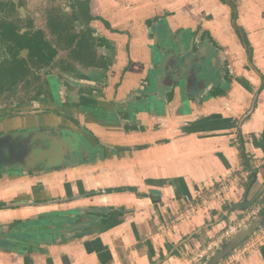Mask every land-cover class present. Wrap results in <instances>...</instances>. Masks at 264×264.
Returning a JSON list of instances; mask_svg holds the SVG:
<instances>
[{
    "label": "crops",
    "instance_id": "obj_1",
    "mask_svg": "<svg viewBox=\"0 0 264 264\" xmlns=\"http://www.w3.org/2000/svg\"><path fill=\"white\" fill-rule=\"evenodd\" d=\"M231 1L235 21L220 0H90L91 16L110 26L91 24L110 46L98 54L110 57L111 83L107 100L98 98L84 123L105 158L0 180V206L13 208L0 210V264H192L212 239L264 202L263 194L246 211L233 210L264 187V0ZM158 44L165 62L188 49L192 67L179 70L184 84L168 88L160 80L161 93L173 100L156 97L160 113L150 118L147 98L140 114L133 110ZM123 125L138 132L126 133ZM241 176L248 180L189 213L218 183ZM120 188L136 191L107 193ZM72 221L85 226L74 230ZM21 223L28 224L23 232L11 229ZM241 264H264V245Z\"/></svg>",
    "mask_w": 264,
    "mask_h": 264
},
{
    "label": "flooded vegetation",
    "instance_id": "obj_2",
    "mask_svg": "<svg viewBox=\"0 0 264 264\" xmlns=\"http://www.w3.org/2000/svg\"><path fill=\"white\" fill-rule=\"evenodd\" d=\"M81 1L84 0H0V138L34 131L84 135L78 129L86 127L84 122L99 108L91 92L97 85L105 87L111 83L105 78V74L109 77L111 61L108 55L98 54L99 50L110 49L106 47V39L91 27L93 21L100 19L85 20ZM233 26L234 30L238 27ZM207 38L218 47L210 36ZM152 51L151 68L141 81L144 87L145 80L153 78L151 88L144 87L138 102L146 100L145 94L149 91H155V99L160 91V80H164L160 78V70L163 75L167 62L160 59V45L153 46ZM181 51L188 54V49ZM186 54H175L171 62L178 73L192 67V58L187 60ZM132 63L130 61L126 72ZM225 64V72L229 73V66ZM172 73L177 74L175 70L170 73L174 76ZM100 74H104V78ZM227 76L230 79L229 74ZM117 84L116 88L122 83ZM214 93L215 97L222 95L219 91ZM147 106L150 118L159 113L150 104ZM87 131L97 140L91 129ZM124 131L138 132V128L125 125ZM7 206V203L0 206V210L13 209L5 208Z\"/></svg>",
    "mask_w": 264,
    "mask_h": 264
},
{
    "label": "water",
    "instance_id": "obj_3",
    "mask_svg": "<svg viewBox=\"0 0 264 264\" xmlns=\"http://www.w3.org/2000/svg\"><path fill=\"white\" fill-rule=\"evenodd\" d=\"M167 64L165 65L163 79L165 80V86L171 88L175 86V84L170 85L167 83V78H169L167 76L168 72H166ZM187 68L189 69V67ZM173 70H176L175 66H172V70L169 72H174ZM171 95L172 93L166 95V99H164L165 102L172 99ZM88 136H90V134L87 131L84 133V137L76 133L64 131H34V133L29 132L26 135H5L0 138V178L27 175L40 176L51 173L52 171L68 168L69 166L71 167L72 165L77 166L85 163H92L98 160V158L104 159L105 152L102 149V145L93 147L92 144H87L86 137ZM263 194L264 187L254 199L249 202L246 199L245 202L242 203L245 208L240 209L242 206L241 204L236 206L233 210L246 211L253 206ZM71 223L74 225L75 221ZM27 226L28 224L22 223L18 227L23 231ZM84 226L85 224H79L73 227H75L74 230H79ZM262 226H264V214L249 222L215 254L198 264H219L232 251L255 234ZM53 233L56 234L57 232L53 231Z\"/></svg>",
    "mask_w": 264,
    "mask_h": 264
},
{
    "label": "built area",
    "instance_id": "obj_4",
    "mask_svg": "<svg viewBox=\"0 0 264 264\" xmlns=\"http://www.w3.org/2000/svg\"><path fill=\"white\" fill-rule=\"evenodd\" d=\"M242 177V178H241ZM240 178L234 179V181L226 182L223 181L218 187L211 191L210 194L202 200L201 204L196 207H190L189 213L195 214L198 207L206 206L208 203L213 201L221 200L227 195L233 187V182L239 184L242 179L247 181V176H241ZM264 214V202L254 205L241 219L235 222L233 225H229L224 229L218 236L212 239L197 255L192 259V264H198L205 260L209 256L215 254L226 242L235 236L240 229L244 228L249 222L260 217ZM264 245V226H262L255 234L247 239L242 245L232 251L222 262L219 264H241L245 261L252 252L257 248Z\"/></svg>",
    "mask_w": 264,
    "mask_h": 264
},
{
    "label": "rangeland",
    "instance_id": "obj_5",
    "mask_svg": "<svg viewBox=\"0 0 264 264\" xmlns=\"http://www.w3.org/2000/svg\"><path fill=\"white\" fill-rule=\"evenodd\" d=\"M161 47V46H160ZM162 48V47H161ZM172 66H174L171 62H168V64H167V70L168 71H170V70H172ZM165 68V67H164ZM170 70H169V69ZM180 69V68H179ZM174 71V70H173ZM176 71V73L177 74H175L173 77H171V72H169L168 73V77L169 78H167V83H169L170 85H174L175 84V86H179V85H181V84H184V81H182L184 78H182L180 75H178L179 73H178V70L176 69L175 70ZM150 74H152V72L150 73ZM181 74V73H180ZM103 78H104V74H100ZM105 78H106V80H107V82H108V80L109 79H111V77H107V75L105 74ZM150 79H151V77H150ZM150 79H149V77L147 78V80H145V83H144V87H148V88H151V81L153 80V78H152V80L150 81ZM105 80V81H106ZM112 81V80H111ZM122 83V82H121ZM161 84V83H160ZM117 86H118V84H117ZM88 89V88H87ZM91 91H93V90H91ZM109 94V90L107 89V88H105V87H103V86H101V85H97V87H96V89L94 90V92H91V95L93 96V97H95V98H97V100H98V98H101V99H104V100H107V95ZM153 94H155V91H149L148 93H146L145 94V96H146V98L148 99L149 98V102H148V104H150L152 101H153ZM88 94L86 93V95L85 96H87ZM90 95V94H89ZM166 95H168V93L167 92H162L161 93V90L157 93V95L155 96V99H154V101H153V103H155L156 104V108L159 110V113H160V104H159V99L158 100H156V97L158 96V98H160V96H162L164 99H166ZM148 96V97H147ZM88 97V96H87ZM171 97H172V95H171ZM163 99V100H164ZM136 100H140V98H136ZM131 100H129V102H130ZM134 101H135V99H134ZM130 103H132V102H130ZM135 103V102H134ZM144 106V104L141 102V103H139V104H137V106H135L136 108H138V109H136V110H133L134 111V113H136L137 112V114L139 113L140 114V112H142L141 111V109H144L145 107H143ZM152 111H154V110H152ZM152 113V112H151ZM127 122L126 121H123V124H126ZM128 124V123H127ZM123 126H125V125H123ZM130 126V125H129ZM130 128V127H129ZM83 129H85V130H83ZM88 130V128L87 127H83V126H81L79 129H78V132L79 133H82V134H84L86 131ZM90 130V129H89ZM88 132V131H87ZM82 137H84V135L82 136ZM87 138H89V137H86V143L87 144H92L91 143V141H90V139L88 140ZM104 144V143H103ZM105 152V151H104ZM75 165H72L71 167H74ZM70 167V166H69ZM65 169V168H64ZM31 175V174H30ZM25 177H28V175L27 176H25ZM4 178H1V180H3ZM207 195H209V193L207 194ZM206 195V196H207ZM5 208H10V207H5ZM22 224V223H21ZM21 224H19V225H21ZM19 225H17V227H16V225H15V228H13L12 226H11V229L13 230H17L18 232H19V230H20V232H23L21 229H20V227H18ZM13 234L14 233H9V239H11L12 238V236H13ZM8 237V236H7ZM196 237V236H195ZM194 237V238H195Z\"/></svg>",
    "mask_w": 264,
    "mask_h": 264
},
{
    "label": "trees",
    "instance_id": "obj_6",
    "mask_svg": "<svg viewBox=\"0 0 264 264\" xmlns=\"http://www.w3.org/2000/svg\"><path fill=\"white\" fill-rule=\"evenodd\" d=\"M223 4L225 5H229L230 7H232L233 9V20L235 21L236 17H237V14H236V5L233 1H228V0H220ZM81 5V9L83 11L82 12V16L84 17L85 20L87 21H92L94 20L92 18V16L90 15V2L89 1H81L80 3ZM235 23V22H234ZM107 28L110 29V26L109 24H105ZM237 26V25H236ZM236 33L238 35V37H240V40L242 41V43L244 44L245 47H248V42L246 40V37L244 35V32L242 30H240L238 27H236ZM250 57H251V54H250ZM252 63V61H251ZM228 81H231V79H228ZM239 82L240 85H242L244 88H246V90L248 91H252V87L249 85V83L247 81H245L244 79H239L237 80ZM148 183H155V181H148ZM160 183V182H159ZM135 192L136 189L135 188H120V189H116V190H107V193H112V192ZM95 193L91 194L92 196L94 195ZM17 223H20V222H17Z\"/></svg>",
    "mask_w": 264,
    "mask_h": 264
}]
</instances>
